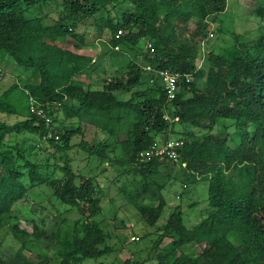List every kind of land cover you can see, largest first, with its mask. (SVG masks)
<instances>
[{"label":"trees","instance_id":"1","mask_svg":"<svg viewBox=\"0 0 264 264\" xmlns=\"http://www.w3.org/2000/svg\"><path fill=\"white\" fill-rule=\"evenodd\" d=\"M110 1L0 0V60L10 58L29 77L28 82L22 83L18 96L28 116L12 123L0 122V224L3 215L25 191L21 164L12 153L18 148L5 146L3 139L7 134L25 130L52 143L54 136L60 134L59 127L53 119L46 121V117L59 107L73 116L128 106L134 110V120L130 129L133 148L127 162H134L135 170L148 176L165 159L178 161L186 181L207 180V204L212 208L191 228L183 223L181 210L172 211L164 228L171 229L176 237L164 252L157 253L153 264H264V34L254 43L252 53L250 47L238 48L229 57L208 51L207 66L195 67L197 38L203 37L210 26L206 18L223 11L227 0H121L129 8L122 7V16L116 22L106 16V23L113 33L124 30L116 37L119 42L152 39L143 59L161 80L156 95L143 92L142 99L130 102L118 99L114 90L125 91L139 83L143 67L137 62L127 61L125 78L110 79L101 89H91L76 82L65 83L72 72L88 65L90 55L73 52L67 56L69 60L56 56L64 52L57 42L71 30L70 25L65 26L66 19L93 16L106 9ZM42 5L61 6L60 13L51 22H44L46 18L41 15H29L30 9ZM159 10L163 11L162 18ZM191 16L197 20L188 22ZM159 69L178 73L179 90L174 98H167ZM16 86L15 82L11 88ZM8 92L7 89L0 95V110L16 112L18 106L7 100ZM29 96L34 101H29ZM65 98L76 101L77 107L67 106L62 102ZM47 99L51 101L46 102ZM164 110L178 121L199 126L203 132L182 131L184 139L177 159L153 154L143 161L140 152L154 141L152 132L166 125L162 118ZM220 117L234 121L237 143L233 147L227 142L230 137L211 132ZM66 135L63 131L61 137ZM83 147L103 153L102 148ZM30 174L35 178V172ZM55 192L63 202L77 205L85 218L99 211L90 177H80L75 183L71 173H67ZM152 195L156 197L154 202L137 205L150 224L158 218L165 202L161 193ZM103 241L104 234L96 223H82L81 233L67 241L68 249L62 253L59 264H69L77 254L95 257L107 252V246L99 247ZM191 241L209 244L195 255L181 252L170 258L175 248ZM36 258L16 251L9 261L0 255V264H45L47 260ZM123 264L134 263L126 258Z\"/></svg>","mask_w":264,"mask_h":264},{"label":"rangeland","instance_id":"2","mask_svg":"<svg viewBox=\"0 0 264 264\" xmlns=\"http://www.w3.org/2000/svg\"><path fill=\"white\" fill-rule=\"evenodd\" d=\"M127 5L121 0H111L106 9L93 16L66 19L65 26L70 25L71 30L57 42L64 52L56 56L65 58L73 52H82L91 58L83 69L72 72L65 83L76 82L83 87L101 89L110 79L125 78L127 61L131 59L143 67L140 81L128 90H114L116 97L135 102L143 98V92L150 95L158 93L161 80L143 59L144 52H149L152 39L143 37L133 42H119L116 37L124 30L113 33L106 23V16L116 22L122 16V7L129 8ZM60 7L42 5L30 9L29 15H41L46 18L44 22H51L60 13ZM158 13L162 18L163 11ZM206 19L210 26L203 37L197 38L195 67L207 66L208 51L229 57L236 54L238 48L250 47L249 52L252 53L257 38L264 34V0H227L223 11ZM196 20L195 16H191L188 22ZM63 58L66 65L67 61ZM158 71L161 74V69ZM28 80L22 66L10 58L0 60V95L8 89L7 100L18 106L16 112L0 110V122L12 123L28 116L25 106L21 100L18 101L22 83ZM15 82L17 86L11 88ZM178 90L179 85L172 92ZM32 97L29 96V101H34ZM63 100L67 106L75 108L78 105L72 99ZM29 107L32 109L34 105L31 103ZM162 118L166 125L162 130L152 132L155 142L165 139L174 141V138L183 140L182 131L185 129L203 132L199 126H193L188 121H178L169 112H164ZM50 119L59 127L60 134L54 136L55 142L25 130L9 133L3 139L5 146L15 145L18 148L12 153L17 163L21 164V180L25 185L23 195L1 218L0 255L4 260L9 261L16 251H21L29 258L37 256L36 261L45 257V264H59L62 253L68 249L67 241L75 233H81L82 223L94 222L104 234V241L99 247L105 245L108 251L95 257L77 254L69 264H123L126 258L134 264H153L157 253L164 252L176 237L175 232L164 228L172 211L181 210L182 221L188 228L212 211L207 204V180L186 181L182 164L178 161L165 159L166 162L148 176L136 171L134 162H127L133 148L130 141L134 120L132 108L115 107L109 112L90 110L69 116L59 107L46 117V121ZM248 129L250 131L252 125ZM63 131L67 135L61 137ZM211 132L230 137L227 142L232 147L237 143L232 118H218ZM83 145L102 148L103 153H96ZM140 154L143 161L149 159L145 151ZM31 172H35V178H31ZM67 173H71L75 183L83 176L91 178L99 205L98 213L91 218H85L77 205L63 202L56 194L58 182ZM152 193H161L165 202L158 218L150 224L137 205L154 202L156 197ZM208 244V241L183 243L175 248L170 258L181 252L195 255Z\"/></svg>","mask_w":264,"mask_h":264},{"label":"built area","instance_id":"3","mask_svg":"<svg viewBox=\"0 0 264 264\" xmlns=\"http://www.w3.org/2000/svg\"><path fill=\"white\" fill-rule=\"evenodd\" d=\"M160 72L164 87L166 89L167 96L171 98L176 93V92L173 93L172 90L177 87L176 78L178 76V73H173L167 69H162ZM178 145H179V141L177 140L174 141L167 140L162 145L151 144L150 148L146 151V154L148 156L152 154H158V155H165L167 157L175 158L178 153L176 150Z\"/></svg>","mask_w":264,"mask_h":264},{"label":"clouds","instance_id":"4","mask_svg":"<svg viewBox=\"0 0 264 264\" xmlns=\"http://www.w3.org/2000/svg\"><path fill=\"white\" fill-rule=\"evenodd\" d=\"M261 36V35H260ZM258 39V38H257ZM162 70V69H161ZM191 77H189V79H190ZM163 82V81H162ZM177 86H178V84H177ZM165 92H166V90H165ZM178 91H176V93H177ZM175 93V94H176ZM166 96H167V93H166ZM175 96V95H174ZM174 96L173 97H171V98H174ZM167 98L168 99H171V98H169L168 96H167ZM164 112H167V110L165 111H163V113H162V115L164 114ZM168 139H170V138H168ZM175 140H177V141H179V145L177 146V148H176V150H177V156L175 157V158H172V157H167V156H165V155H159V157H165V158H172V159H176L178 156H179V151H178V148L181 146V144H182V141L183 140H181L180 138H174ZM167 141V139H165L163 142H155V141H153L151 144H156V145H162V144H164L165 142ZM150 144V145H151ZM150 145L148 146V148L146 149V150H144L145 151V154H146V151L150 148ZM153 155V154H152ZM152 155H150L149 156V159H150V157L152 156ZM143 156V155H142Z\"/></svg>","mask_w":264,"mask_h":264}]
</instances>
